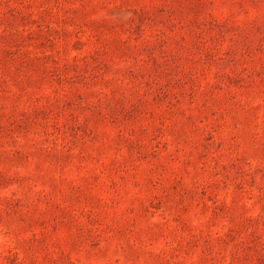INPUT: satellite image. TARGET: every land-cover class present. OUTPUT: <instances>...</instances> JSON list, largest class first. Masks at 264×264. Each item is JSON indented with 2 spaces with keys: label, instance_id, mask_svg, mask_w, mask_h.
I'll return each instance as SVG.
<instances>
[{
  "label": "rangeland",
  "instance_id": "374dc122",
  "mask_svg": "<svg viewBox=\"0 0 264 264\" xmlns=\"http://www.w3.org/2000/svg\"><path fill=\"white\" fill-rule=\"evenodd\" d=\"M0 264H264V0H0Z\"/></svg>",
  "mask_w": 264,
  "mask_h": 264
}]
</instances>
